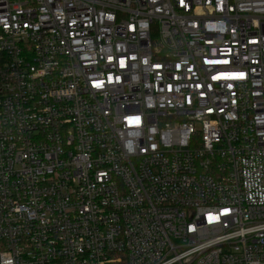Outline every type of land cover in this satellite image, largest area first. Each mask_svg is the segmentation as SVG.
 Returning a JSON list of instances; mask_svg holds the SVG:
<instances>
[{
  "label": "built area",
  "instance_id": "1",
  "mask_svg": "<svg viewBox=\"0 0 264 264\" xmlns=\"http://www.w3.org/2000/svg\"><path fill=\"white\" fill-rule=\"evenodd\" d=\"M0 264H264V0H0Z\"/></svg>",
  "mask_w": 264,
  "mask_h": 264
},
{
  "label": "snow or ice",
  "instance_id": "2",
  "mask_svg": "<svg viewBox=\"0 0 264 264\" xmlns=\"http://www.w3.org/2000/svg\"><path fill=\"white\" fill-rule=\"evenodd\" d=\"M138 119V118H137Z\"/></svg>",
  "mask_w": 264,
  "mask_h": 264
}]
</instances>
